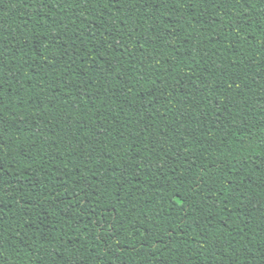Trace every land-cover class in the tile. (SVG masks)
I'll use <instances>...</instances> for the list:
<instances>
[{
  "label": "trees",
  "instance_id": "1",
  "mask_svg": "<svg viewBox=\"0 0 264 264\" xmlns=\"http://www.w3.org/2000/svg\"><path fill=\"white\" fill-rule=\"evenodd\" d=\"M0 82L7 264H264V0H0Z\"/></svg>",
  "mask_w": 264,
  "mask_h": 264
},
{
  "label": "snow or ice",
  "instance_id": "2",
  "mask_svg": "<svg viewBox=\"0 0 264 264\" xmlns=\"http://www.w3.org/2000/svg\"><path fill=\"white\" fill-rule=\"evenodd\" d=\"M178 2H179V0H178ZM2 91H3L2 82H0V94H2ZM2 171H3V169H0V173H2ZM181 220H183V217H181ZM160 242L163 243L162 240ZM0 264H7V262L4 259H0Z\"/></svg>",
  "mask_w": 264,
  "mask_h": 264
}]
</instances>
